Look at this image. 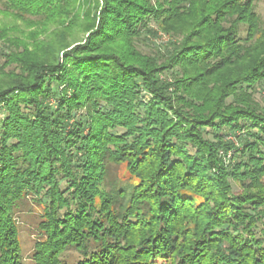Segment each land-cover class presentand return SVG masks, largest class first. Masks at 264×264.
Masks as SVG:
<instances>
[{"label": "trees", "instance_id": "obj_1", "mask_svg": "<svg viewBox=\"0 0 264 264\" xmlns=\"http://www.w3.org/2000/svg\"><path fill=\"white\" fill-rule=\"evenodd\" d=\"M0 1L16 22L0 25V264H24L28 201L42 209L33 264L72 248L77 264H264L257 0ZM152 20L167 53L138 48ZM227 130L247 133L241 148Z\"/></svg>", "mask_w": 264, "mask_h": 264}, {"label": "rangeland", "instance_id": "obj_2", "mask_svg": "<svg viewBox=\"0 0 264 264\" xmlns=\"http://www.w3.org/2000/svg\"><path fill=\"white\" fill-rule=\"evenodd\" d=\"M256 11L262 21V27L264 28V0L256 1ZM6 13L7 12L4 1H0V25L7 26L9 29H11V27L15 26L16 22H14L12 17L7 16ZM17 24L21 27V29L27 30L22 22L18 21ZM150 26L157 30V35L154 37L150 35H143L144 39L138 41V48L143 53L149 55H157L158 52L167 53L169 50L168 44L171 41V36L164 33L163 31L158 30L157 25L153 20L151 21ZM9 52L10 48L6 39L5 41L0 40V66H3L6 63L7 55L9 54ZM13 68L14 67H7L8 70ZM168 76L170 77V75ZM169 77L162 76V79L164 81L171 82V78ZM253 91L256 101L261 105H264V80L259 82L254 87ZM49 103L52 106V110H54L57 106V100L55 98H52L51 100H49ZM0 116H2V114H0ZM74 116L75 120H81L83 122L86 121L84 111L75 113ZM71 122H73V120ZM114 133L123 134L124 130L118 129ZM229 133L233 134L234 136H228L230 135ZM214 134L215 132L211 131L208 134V137L213 138ZM223 134L226 135V140H232L237 146L239 145V148L243 146L245 138L248 137L247 133L245 132L234 133L227 130L224 131ZM237 140L240 141V144H238ZM261 150L264 151L262 146ZM220 153L224 161L229 163L232 157L235 155V149L228 151L226 156L225 152L221 151ZM239 159V156H237L236 160L238 161ZM121 168L122 167L111 166L108 181L110 183H117L118 188L128 189L131 186L130 184H132V179L130 177L128 178L127 171H124ZM121 178L123 181L121 180ZM231 183L233 186V190L235 192L239 191L238 185L232 180ZM41 210L42 209L38 204L34 203L33 201H28L21 206L20 211L17 213L19 237L22 246L24 264H33L32 254L35 249V244L40 237L38 224L40 222ZM81 259V254L75 248L69 249L64 255V262L67 264H77Z\"/></svg>", "mask_w": 264, "mask_h": 264}]
</instances>
